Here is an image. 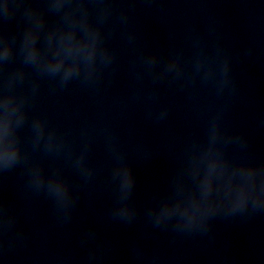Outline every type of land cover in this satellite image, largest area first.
Segmentation results:
<instances>
[{
	"label": "clouds",
	"instance_id": "9594fccd",
	"mask_svg": "<svg viewBox=\"0 0 264 264\" xmlns=\"http://www.w3.org/2000/svg\"><path fill=\"white\" fill-rule=\"evenodd\" d=\"M126 0H52L56 11L63 9L62 16L54 27H51L44 36L41 45L38 32L31 27L24 30L21 51L24 64L34 67L40 76L47 77L56 87L64 88L72 81L98 88L104 81L105 71L113 67L116 54L107 43L108 37L116 30L118 24L127 25L129 22L128 9L121 7L116 16V22L105 31L104 22L117 12L115 5ZM25 0H0V14L5 17L14 16ZM95 5V19L89 5ZM39 10L32 7L24 9L25 15L33 17ZM0 72L3 71L7 61L13 55V40L0 33ZM127 39L130 44L136 43V33L129 31ZM183 50H173L166 57L156 52L141 51L135 63L151 74L154 81L180 80L185 76V61ZM232 57L221 45H217L213 52L206 51L204 46H199L195 56L190 78L195 80L202 76L204 81H215L217 92L222 94L226 89L235 90V81L231 74ZM25 68L21 67L10 72L0 80V174L13 170L23 162L28 173L27 188L36 193H43L52 201L56 218L60 221L71 219L74 207L79 199L73 192L71 184L57 166L51 175H46L43 164L34 159L33 153L42 148L45 155H66L84 180L90 179L94 169L88 162V155L94 143L96 132L84 127L80 130L83 143L77 152L75 139L68 129L50 125L46 116L32 115L29 111L34 104L39 91L40 82L33 80L30 88L19 86L27 78ZM134 78L139 80L140 73H135ZM187 82V80H185ZM111 83V80H109ZM135 97H141L140 89L135 92ZM159 95L158 89H153L147 95L148 100H153ZM169 113L167 106L161 107L155 114L157 121L164 120ZM152 115V113H150ZM222 112L218 111L209 123V141L222 140L224 143L235 140L246 143L242 136H232L226 133L221 126ZM30 121V144L27 149L22 141L20 130ZM103 135L108 152L112 158V167L107 182L114 188L116 200L111 211V219L131 222L137 215V209L131 203V196L136 184V175L133 164L128 160V153L119 142L118 134L110 127L105 126L100 130ZM208 141V142H209ZM201 149L200 145L192 142L190 145L191 158ZM178 173L176 179H179ZM241 200L235 206L242 207ZM254 206H264L260 197ZM173 215L171 199L165 198L158 208H152L149 216L153 217L156 224ZM17 223L16 215L10 210V205L0 200V247H3L5 234ZM196 224L191 221L180 222L179 227L191 228ZM16 236L22 238L21 230ZM96 236L95 229H89L82 234V239L87 241ZM11 243V242H9ZM96 250L90 253L94 259Z\"/></svg>",
	"mask_w": 264,
	"mask_h": 264
}]
</instances>
